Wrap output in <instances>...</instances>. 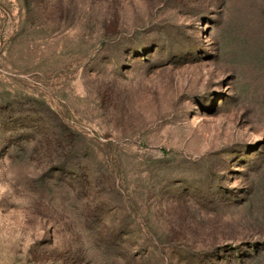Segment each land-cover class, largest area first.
Listing matches in <instances>:
<instances>
[{"label":"rangeland","instance_id":"374dc122","mask_svg":"<svg viewBox=\"0 0 264 264\" xmlns=\"http://www.w3.org/2000/svg\"><path fill=\"white\" fill-rule=\"evenodd\" d=\"M0 264H264V0H0Z\"/></svg>","mask_w":264,"mask_h":264}]
</instances>
